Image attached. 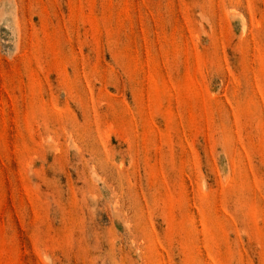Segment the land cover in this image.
I'll use <instances>...</instances> for the list:
<instances>
[{
	"label": "rangeland",
	"instance_id": "rangeland-1",
	"mask_svg": "<svg viewBox=\"0 0 264 264\" xmlns=\"http://www.w3.org/2000/svg\"><path fill=\"white\" fill-rule=\"evenodd\" d=\"M0 264H264V0H0Z\"/></svg>",
	"mask_w": 264,
	"mask_h": 264
}]
</instances>
